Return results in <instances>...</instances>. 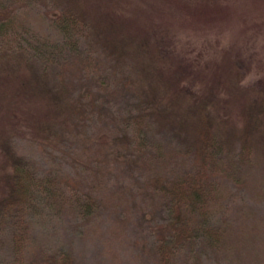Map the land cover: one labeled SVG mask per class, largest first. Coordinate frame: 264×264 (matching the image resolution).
Segmentation results:
<instances>
[{
	"label": "rangeland",
	"instance_id": "obj_1",
	"mask_svg": "<svg viewBox=\"0 0 264 264\" xmlns=\"http://www.w3.org/2000/svg\"><path fill=\"white\" fill-rule=\"evenodd\" d=\"M0 1L31 43L60 38L52 19L63 7H74L92 27L65 68L71 95L85 106L80 119L58 115L34 79L26 87V78L37 76L30 68L0 63V187L10 165L6 148L39 176L72 181L59 197L37 187L22 244L12 241L15 226L2 227L0 264H60L65 255L69 264H161L156 249L170 238L163 227L177 212L149 182L193 171L187 142L205 118L229 142L228 153L235 156L246 130L253 149L237 181H220L219 200L203 217V226L226 229L221 243L205 246L197 231L174 250L171 264H264V134L256 97L264 76V0Z\"/></svg>",
	"mask_w": 264,
	"mask_h": 264
},
{
	"label": "trees",
	"instance_id": "obj_2",
	"mask_svg": "<svg viewBox=\"0 0 264 264\" xmlns=\"http://www.w3.org/2000/svg\"><path fill=\"white\" fill-rule=\"evenodd\" d=\"M74 9L72 6L63 7L52 19V24L60 36L58 40L43 37L31 43V40L29 42V39L24 37L21 27L15 28L13 11L0 1V63L15 67L24 64L33 71V74H37L32 75L34 78L32 76L26 78L24 81L26 87L31 85V79H34V83L37 81L51 95L57 107V109L54 107V111L57 110L56 113L64 119L68 116L80 119L85 110L83 102L81 104L82 99L80 101L71 95L65 74L70 57L80 53V48L76 47L79 39L86 37L92 28L88 20ZM1 66L0 75L3 65ZM256 85L259 112L257 116L263 124L261 127L264 134V76L257 80ZM187 92L192 94L190 88ZM144 103L147 108L153 109L150 100L144 99ZM64 110L66 112H63ZM137 117L141 116L137 114L135 120H138ZM210 126V122L205 118L202 124L196 126L195 133L187 142L192 144L193 150L192 172L180 173L169 181L164 176H154L149 182L159 193L175 203L172 212H177L163 227L170 238L166 237L167 240L158 244L156 249L161 264H171L174 250L196 239V235L201 237L205 246L218 247L226 231L222 227L203 226V217L212 211L213 205L219 200L222 186L220 181L226 179L237 181L240 177L243 162L250 159L253 149L252 136L248 130L242 133L238 152L234 156L233 153H228L229 142L224 137H219ZM155 148L156 155L153 157H159L163 153L160 144H156ZM6 155H9L10 165L3 179L1 177L0 230L6 224L15 226L18 231L12 232V241L22 244L28 228L26 207L35 197L37 187L41 185L52 197H59L63 187L72 181L60 175L39 176L29 161L11 152L9 148H6ZM72 205L74 206L73 203ZM197 218L200 219L197 221ZM60 264H69L66 255Z\"/></svg>",
	"mask_w": 264,
	"mask_h": 264
}]
</instances>
